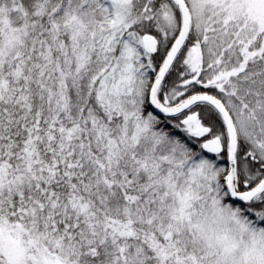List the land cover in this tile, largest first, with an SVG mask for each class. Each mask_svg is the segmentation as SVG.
I'll use <instances>...</instances> for the list:
<instances>
[{
  "label": "snow or ice",
  "instance_id": "obj_1",
  "mask_svg": "<svg viewBox=\"0 0 264 264\" xmlns=\"http://www.w3.org/2000/svg\"><path fill=\"white\" fill-rule=\"evenodd\" d=\"M0 264H264V0H0Z\"/></svg>",
  "mask_w": 264,
  "mask_h": 264
}]
</instances>
